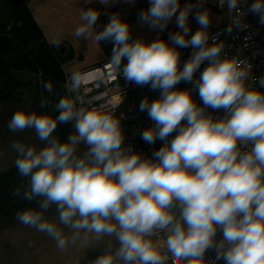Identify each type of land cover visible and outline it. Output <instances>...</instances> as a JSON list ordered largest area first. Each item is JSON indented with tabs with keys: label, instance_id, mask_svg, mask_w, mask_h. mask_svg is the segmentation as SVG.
I'll return each mask as SVG.
<instances>
[{
	"label": "clouds",
	"instance_id": "1",
	"mask_svg": "<svg viewBox=\"0 0 264 264\" xmlns=\"http://www.w3.org/2000/svg\"><path fill=\"white\" fill-rule=\"evenodd\" d=\"M205 2L181 8L180 0H149V7L137 13L138 22L162 33L175 18L178 29L167 40L157 36L151 42L132 39L119 13L101 28L99 10L82 12L74 36L113 45L105 65L111 76L159 92L139 104L153 121L141 138L163 146L145 158L124 143L116 106H78L89 81L74 72L65 85L69 95L52 106L58 115L17 110L8 121L10 132L33 129L44 144L39 150L11 145L18 154L16 170L28 181L12 195L37 205L16 213L21 224L47 234L61 251L81 241L82 234V246L90 236L113 238L118 246L109 244L92 264H168L169 254L177 264H264V91L249 82L245 60L222 55L223 43L215 37L209 43ZM217 2L221 9L227 6L229 33L246 26L247 13L264 25V0H254L247 12L243 0ZM99 3L108 6L114 0ZM193 13L200 26L195 33L188 23ZM189 47L190 57L181 66L179 49ZM182 81L192 87H177ZM259 86L264 88V77ZM43 88L54 91L51 82ZM209 109L224 115L217 118ZM67 123L73 132L62 142L54 133ZM81 144L86 151L78 154ZM53 206L70 236L45 218ZM210 249L216 255L208 260Z\"/></svg>",
	"mask_w": 264,
	"mask_h": 264
},
{
	"label": "rangeland",
	"instance_id": "2",
	"mask_svg": "<svg viewBox=\"0 0 264 264\" xmlns=\"http://www.w3.org/2000/svg\"><path fill=\"white\" fill-rule=\"evenodd\" d=\"M80 2L81 0H60V9H55L59 4L52 6L50 0H43L38 7L34 6V9H31L35 15L34 19L37 20L36 23H40L39 26H41L47 41L56 47L66 48V55L70 58L65 63H68L69 66L92 60L104 51L111 55L113 47L110 42H101L98 46L94 41H85L74 36L75 28L81 24L80 15L83 11ZM33 3L34 0L29 6H32ZM89 8L99 10L98 2L88 4L86 10ZM110 16L107 13H101L98 25L102 28L108 23ZM121 16L124 19V16ZM256 17L258 18V16ZM256 17L254 15L255 20L261 25ZM170 28L167 26L165 32L168 31V34L173 32L171 31L173 29ZM132 39H134L133 36ZM57 41H59L58 44ZM28 80L30 83L17 91L11 100L0 101V174L15 165L18 154L11 147L13 142H20L26 147H34L37 150L44 146L33 129L13 133L7 127L12 114L17 110L44 113L42 101L47 99L37 86L40 83L39 77L33 75ZM84 151H86V146L81 144L78 147V154ZM45 218L56 223L65 236L71 235V231L59 223L54 206L45 213ZM82 244L83 234L81 241L70 245L67 250L61 251L47 234L25 226L17 219L8 220L0 217V264H92L97 257L103 254L109 244L113 249L118 246L115 240L110 237L96 240L90 236L87 245L82 246Z\"/></svg>",
	"mask_w": 264,
	"mask_h": 264
},
{
	"label": "trees",
	"instance_id": "3",
	"mask_svg": "<svg viewBox=\"0 0 264 264\" xmlns=\"http://www.w3.org/2000/svg\"><path fill=\"white\" fill-rule=\"evenodd\" d=\"M33 0H0V101H9L30 83L31 76H38L37 85L47 99L44 113L52 116V106L66 95V75L62 64L70 56L66 48L50 44L40 26L36 23L29 4ZM45 82L53 84L49 94ZM73 132L71 123L59 124L54 135L62 142ZM28 181L21 177L15 165L0 174V217L16 220V213L26 208H36V202H28L13 196V190Z\"/></svg>",
	"mask_w": 264,
	"mask_h": 264
},
{
	"label": "built area",
	"instance_id": "4",
	"mask_svg": "<svg viewBox=\"0 0 264 264\" xmlns=\"http://www.w3.org/2000/svg\"><path fill=\"white\" fill-rule=\"evenodd\" d=\"M254 2V0H243L242 7L247 12L248 7ZM219 10H226L227 6ZM230 14L227 13V19L224 24L219 26H209L210 39L209 43H212V37H215L218 42L223 43L222 55H228L229 57H236L241 60H245L249 65L250 83L255 87H258L260 91H264V88L259 86V78L264 77V29L257 23L254 18V14L247 13L243 17V22L246 25L242 28H233L232 32L226 31L230 24ZM181 66L183 62L187 61L190 57L192 49L184 48L179 49ZM107 59L79 71L81 74L87 76L88 83L84 85L80 90V96L76 99L77 105L83 104L86 107H98L100 104H108L109 106H116V115L121 118V126L125 136L124 143L130 145L133 151L142 153L145 158L152 156L155 150H158L163 146V142L157 140L154 144L149 145L141 138V133L144 129L153 125L147 115V112H141L139 109L140 102L147 97L150 101L158 98V91H151L149 87H138L135 84L126 83L125 80L120 78H113L105 67ZM207 66V62L201 65L200 70L196 73V77L199 76L200 71ZM74 73V72H73ZM66 76L64 82V88L66 95H69L66 90V83L68 78L73 74ZM177 87L181 89L191 88V84L181 82ZM193 99L199 104L198 92L193 91ZM210 114L217 118H222L223 111L212 112L208 110ZM174 135V134H173ZM171 136L168 137L171 140ZM162 239V237H161ZM217 239H220L218 233ZM216 252L214 249H210L206 252L205 258L208 260L214 259ZM168 264H177L170 254ZM184 264V262H180ZM223 264V261L218 262Z\"/></svg>",
	"mask_w": 264,
	"mask_h": 264
},
{
	"label": "crops",
	"instance_id": "5",
	"mask_svg": "<svg viewBox=\"0 0 264 264\" xmlns=\"http://www.w3.org/2000/svg\"><path fill=\"white\" fill-rule=\"evenodd\" d=\"M42 1L43 0H34V3L32 4V6L30 5V10L32 8L34 9V6L38 7ZM92 2H98L99 10L101 11V13H107L109 15H112L113 12H117V13H120V15H123L124 20H126L130 25L131 33H132V36L134 37V39L142 38L147 42H151L153 39L157 38V36H159L160 38L165 39V40H167V38H168V33H167L168 31L165 32V30H164L161 33L159 31L157 32L154 30H150L146 25H141L138 22L137 13L140 10L146 9L149 7V0H135L134 4H129L126 2V0H114V3H111L108 6H102L99 3V0H81L80 5L82 7L81 8L82 11H84V9L86 10V7L88 6V4H90ZM194 3H196V0H180L181 8H183L187 4H194ZM50 4L52 6H56L59 4V6L56 7L55 9H60V0H50ZM204 7L209 10V13L211 16V24L210 25L219 26V25H222L225 23V21L227 19V11L225 9L224 10L218 9L217 0H206ZM33 13L34 12H32V14ZM34 16L35 15L33 14V17ZM193 16H194V13L190 14L188 23L190 25L191 32L195 33L200 26L197 24V22L193 18ZM256 16L257 15H255V17ZM256 19L259 21V18L256 17ZM37 23H38V25L40 24L39 22H37ZM169 26L171 27L170 29H173L171 31H173V32H175L174 30L177 31V28L175 27L176 26L175 18H173V20L169 23L168 27ZM261 26L264 29V25H261ZM144 29H146V30H144ZM109 57H110V55H108V52L104 51L100 55H98L97 57L93 58L92 60H86L82 64H76L74 66H71V65L69 66V65H67L68 63H63L62 69H63L65 75L68 76L69 74H71L75 71H79V70L91 67V66H93V65H95V64H97V63H99V62H101V61H103Z\"/></svg>",
	"mask_w": 264,
	"mask_h": 264
},
{
	"label": "water",
	"instance_id": "6",
	"mask_svg": "<svg viewBox=\"0 0 264 264\" xmlns=\"http://www.w3.org/2000/svg\"><path fill=\"white\" fill-rule=\"evenodd\" d=\"M175 135V133H173Z\"/></svg>",
	"mask_w": 264,
	"mask_h": 264
}]
</instances>
